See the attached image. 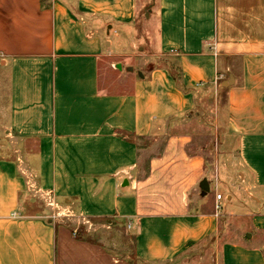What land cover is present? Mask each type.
<instances>
[{
  "label": "crops",
  "instance_id": "obj_1",
  "mask_svg": "<svg viewBox=\"0 0 264 264\" xmlns=\"http://www.w3.org/2000/svg\"><path fill=\"white\" fill-rule=\"evenodd\" d=\"M150 8L147 33L138 0H0V264H264V0ZM211 93L245 183L221 194L232 227L188 127Z\"/></svg>",
  "mask_w": 264,
  "mask_h": 264
},
{
  "label": "rangeland",
  "instance_id": "obj_2",
  "mask_svg": "<svg viewBox=\"0 0 264 264\" xmlns=\"http://www.w3.org/2000/svg\"><path fill=\"white\" fill-rule=\"evenodd\" d=\"M153 0H138V9H142V16L140 17V25L143 30L147 33H150L152 26L150 25V15L149 10L150 5H152ZM144 10V11H143ZM144 12V14H143ZM147 14V17L145 16ZM145 32V33H146ZM123 37V34L121 35ZM141 44V43H140ZM141 48L138 52L146 54L148 51V46L143 42L140 45ZM124 59L118 58V64L122 63ZM106 61L104 59H100L99 61V69L101 72V77L104 76L107 78V73L105 68ZM118 71L112 72L110 78H115V74ZM112 90H119L120 87L116 84L110 86ZM218 96L216 94L211 93L203 98L201 101L197 103L196 110L192 119L188 122V127L194 132V149L196 151H201L204 155L206 166L211 168L214 173V180L216 177V170L219 172V177L223 181L224 184H218L217 188L219 192L224 195L231 194L234 197L233 202L235 200H239L243 197L245 183L242 182L243 171L241 166L237 165L236 155L231 152V148L224 147L223 141H221L222 129H223V117L218 108V112L220 115L217 117L216 112V104L218 107H221L217 103ZM145 145L144 141L140 142V146L143 147ZM142 150V149H141ZM142 161L146 163L151 152L142 151ZM214 182V181H213ZM226 184V185H225ZM213 189H214V183ZM37 200V199H36ZM37 202H43L39 199ZM232 202V201H231ZM43 204V203H42ZM222 204H224V200H222ZM225 207L222 205V211L220 213L221 218L224 220V223H227L228 226L232 227L234 224V219L231 216L225 215ZM57 212V211H56ZM60 212V211H58ZM62 219H66L67 217H63L60 214ZM68 225L74 230V234L78 237H87L92 240L99 241L108 245L111 249H116L113 247L110 241L109 231L99 227V224L95 223L91 220H86L84 218H76L70 217L69 220H66Z\"/></svg>",
  "mask_w": 264,
  "mask_h": 264
},
{
  "label": "built area",
  "instance_id": "obj_3",
  "mask_svg": "<svg viewBox=\"0 0 264 264\" xmlns=\"http://www.w3.org/2000/svg\"><path fill=\"white\" fill-rule=\"evenodd\" d=\"M222 200V195L220 193H215L214 196V212L216 215H220L222 211V205L220 204V201ZM127 228H131V223H127Z\"/></svg>",
  "mask_w": 264,
  "mask_h": 264
},
{
  "label": "water",
  "instance_id": "obj_4",
  "mask_svg": "<svg viewBox=\"0 0 264 264\" xmlns=\"http://www.w3.org/2000/svg\"><path fill=\"white\" fill-rule=\"evenodd\" d=\"M147 17V14L145 15ZM117 68H120V65L117 64L116 65ZM128 70H132V68L128 67ZM199 189H200V195L204 196L208 191H209V183L206 180V178H203L200 182H199ZM247 237H249V235L247 234Z\"/></svg>",
  "mask_w": 264,
  "mask_h": 264
}]
</instances>
